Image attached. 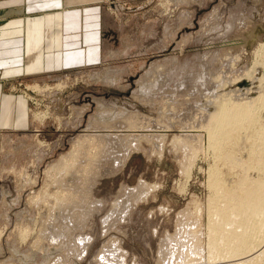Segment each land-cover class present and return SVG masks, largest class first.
I'll use <instances>...</instances> for the list:
<instances>
[{"label": "rangeland", "instance_id": "rangeland-1", "mask_svg": "<svg viewBox=\"0 0 264 264\" xmlns=\"http://www.w3.org/2000/svg\"><path fill=\"white\" fill-rule=\"evenodd\" d=\"M71 15L65 67L4 80L2 96L22 106L0 104V119L11 120L0 125V264H96L113 242L123 264H164L160 242L181 221L207 241L212 170L226 185L243 173L211 150L205 127L220 97L264 94V0H65L67 22ZM20 113L24 123L11 127ZM243 130L234 137L252 133ZM115 134L163 140L136 139L115 163ZM136 195L122 221L102 226L112 202Z\"/></svg>", "mask_w": 264, "mask_h": 264}, {"label": "bare ground", "instance_id": "bare-ground-1", "mask_svg": "<svg viewBox=\"0 0 264 264\" xmlns=\"http://www.w3.org/2000/svg\"><path fill=\"white\" fill-rule=\"evenodd\" d=\"M262 47L264 48V46H261V49H262ZM257 66H259V64ZM248 76H250V75H248ZM261 80H263V79H261ZM263 87L264 86H262L261 89H263ZM252 89L255 90V88H252ZM248 91H249L248 88H245V92H247V95H249L251 90L249 92ZM258 91H259V89H258ZM258 94H260V96L257 97L259 102H261V103L263 102L262 103L263 105H261L262 107H260V109H259V106L257 108V105H255V102H254V101H256L255 99H257V98H255L253 100V99L247 97L249 99L248 101H242V102H238V103L229 101V99L227 100V96L225 98H223L224 96H222L218 99V101L216 100L217 102L215 104V110L213 112L209 113V118L207 119V122H206L207 124L205 127L207 130V135H208V139H209L208 145L211 147V150L213 152L218 151L220 155L225 154V157H227L230 160L229 166H231V168H235V167L237 168L238 167L243 171V173H241V175L239 174L240 177L237 178V181L235 183L232 182V184L226 185L227 180L226 181L221 180L222 178L218 175V174H220V172L215 168L212 170L213 174L209 175L210 176V179H209L210 182L208 181V183L210 186L209 188L213 189L216 192V194L213 197L211 196L212 197L211 199L208 197V202L210 199V203L208 205V202H207L208 207L206 206L208 208L207 209L208 215L206 216V217H208L207 218L208 223L206 221V224H207V226H206L207 227L206 228L207 229V232H206L207 241L204 240L205 241L204 242L201 240L202 230H200V229L198 230L197 227L192 228V225L186 226V228L183 227L184 225H187L186 223H190L192 221L188 219L189 221L188 220H187L188 222L185 221L186 223L184 225H182L183 222L181 221V219L183 220L182 217L186 216V215L181 212L183 214V215L181 214L182 217H181V219H179L181 221V223L179 221V223H180L179 226H181V229L180 228L176 229L175 230L176 232H174L172 234L167 233L168 235L166 234V238L162 239L160 242L161 245H159V246H161V248L159 249L160 251L158 252L159 253L158 255H159V257H162L163 261L161 258H159V260L162 261L164 264H264V125H262V123L260 122V120H263L260 118H262V116L264 114V109H262V108H264V94H262L261 92ZM256 96H258V95H256ZM231 97H233V96H231ZM214 101H215V99H214ZM257 109H259L258 112H257ZM242 129L246 130L247 132H249L250 129H252V133L249 132V134L250 133L251 134L249 136L247 135V137H245V139H243V138L241 139L239 137H234V136H236L234 133L239 132V131L241 132ZM244 130H243V132H245ZM244 135L246 136L245 133H244ZM97 136L103 138V140H104V135H103V137L101 135H97ZM107 136H105V137L107 138ZM99 137L95 138L96 140L94 141L97 144H95L92 141L94 139L89 138L88 141H92L97 146ZM109 137H110V135L108 136V138ZM111 137H115V138H112L113 140L112 139L111 140L114 143L113 144L114 146H115V144H116V146H118V147L115 146L117 151L119 150L118 148H120V150H122V151H120L121 153L119 152L120 154H118V153H117L118 155L115 154L116 157H115V159L113 158L115 160V163H117V162L120 163V161L122 160L121 159L122 156L126 157L128 155V153H130L132 151L133 148L135 149V146L137 145V143L135 141H137L138 139H141L142 137L145 138L144 140H146V138L151 139L153 141L156 140L155 138H158L159 141L163 140V136H155V138H153L154 135L150 136V134L149 135H145V134H143V135L142 134L141 135L140 134H138V135H132L131 134L130 135V134H127V135H123V136L115 134L114 136L112 135ZM81 139H82V137H81ZM101 140H99V143ZM105 140L103 142L102 141L101 142L104 144V142H106ZM109 140H110V138L108 139V142H109ZM151 140H148V141H151ZM238 145H239V147L236 148V146H238ZM90 146H92V145H90ZM105 146H107V144ZM105 146H104V149L106 150V148L109 145L107 147H105ZM92 147L95 148V146H92ZM234 147L236 150H239V151L241 149L240 147H243L242 148L243 150L241 149L242 151L240 153H234L233 152ZM102 148H101L100 152H98L99 154L101 152H103L101 154H105L104 153L105 150L102 151ZM122 152H124V153H122ZM98 153H97V155H98ZM84 154H85V157H87L86 155L88 153H84ZM121 154H122V156H121ZM215 154H217V153H215ZM111 155L113 156V154H111ZM101 156H99V157H101ZM217 156H219V155H217ZM85 157H84V159H85ZM89 157H91V156H89ZM95 158L98 159V157H95ZM86 159L88 160V158H86ZM89 159H91V158H89ZM74 160H75V158H74ZM98 160H100V158ZM98 160H96V161H98ZM224 160H226V159L224 158ZM62 161H63V159H62ZM82 161H83V159H82ZM85 161H84V163L87 162V161L86 162ZM90 161H92V160H90ZM64 162L65 161H63V163ZM219 162L220 161L218 160V163ZM218 163L216 165H218ZM221 163L222 162H220V164ZM88 164H90V162ZM92 165L94 168V164H92ZM223 166H224V164H223ZM213 167H215V165ZM90 168H92V167H90ZM83 169H82L83 171L87 170V169L85 170V167ZM82 170L80 169V171H82ZM82 172H80V173H82ZM92 176H95V175L92 174ZM229 176L231 177V175H229ZM219 177H220V179H219ZM89 178H91V177H89ZM91 181L89 180V184ZM92 182H91V184H93ZM90 187L88 185V188H90ZM148 190H149V188H147V186H143L141 193L146 194V192ZM131 192H132V190L129 189L127 193H131ZM138 201H139L138 195L134 196L133 198H131V197L122 198L121 197V199H116V201L112 202L113 204H112V208H111L110 212L107 213V215L105 214L104 217L102 218V226L108 227V225L109 226L111 225L110 226V228H111L114 225L113 223H115V222H112L113 220L116 221L117 218L118 219L120 218V220H117V221L118 222L122 221L121 220L122 216L123 217H124V215L127 216L126 213H129V210L131 209V207L134 206ZM95 202L96 203L99 202L102 204V202H100V201H98V202L95 201ZM96 205H98V204H96ZM89 211L91 212V209H89ZM188 216H189V214H188ZM197 217L198 216H196V218ZM196 218L193 220H196ZM190 219H192V218H190ZM84 220H86V219H84ZM197 221L198 220H196V222ZM199 222H200V220L197 223H199ZM202 222H203V220H202ZM79 223H81V222H79ZM79 223H77V225ZM83 223L84 222H82L80 225H82ZM195 224L193 222V226ZM199 224H197L198 227H199ZM77 225L76 226L73 225L74 229H76L75 227H79V229H81L80 225L79 226H77ZM194 229L201 231V232H199L200 234L198 233V231H194ZM204 229L205 228L203 227V230ZM63 236H64V234H63ZM203 236H204V232H203ZM82 237L83 238L79 237L78 243L79 242L83 243L80 245H82V250H83V252H85V250L87 249V245H84L85 244L84 241H86L87 239H90V238L89 237L84 238V236H82ZM108 245L109 244H107V246L105 248L103 247L104 248L103 250H100L99 256L96 257V260L98 259L97 260L98 263H96V264H120V263L123 264L124 262L122 263V260H124V257H125V255L123 253L124 251L122 252L123 249L122 248L120 249V247H118L119 244H117L118 245L117 246L116 243H114V242L111 245H109V246ZM78 246H79V244L76 246V248ZM70 250H71V248H70ZM78 250L79 249L77 248V252H78ZM80 250H81V247H80ZM80 253H82V252H80ZM160 254H161V256H160ZM68 256L69 255L66 254L65 257H68ZM62 258H60V259H62ZM56 261H59L61 263V260H56ZM62 261H63V259H62ZM66 262H68V261H66ZM60 263H57V264H60ZM65 263H63V264H65ZM66 264H68V263H66Z\"/></svg>", "mask_w": 264, "mask_h": 264}, {"label": "crops", "instance_id": "crops-1", "mask_svg": "<svg viewBox=\"0 0 264 264\" xmlns=\"http://www.w3.org/2000/svg\"><path fill=\"white\" fill-rule=\"evenodd\" d=\"M70 23L72 26L77 19L71 15L67 22L65 0H26L25 5L0 2V104L22 106V99L13 103L11 97L2 96L5 79L38 76L65 67L70 56L65 58V27ZM18 115L11 127L24 123L22 113ZM5 118L0 119V125L10 123Z\"/></svg>", "mask_w": 264, "mask_h": 264}]
</instances>
